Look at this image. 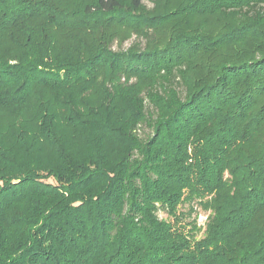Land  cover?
<instances>
[{
    "label": "trees",
    "instance_id": "16d2710c",
    "mask_svg": "<svg viewBox=\"0 0 264 264\" xmlns=\"http://www.w3.org/2000/svg\"><path fill=\"white\" fill-rule=\"evenodd\" d=\"M0 264H264V0H0Z\"/></svg>",
    "mask_w": 264,
    "mask_h": 264
},
{
    "label": "rangeland",
    "instance_id": "374dc122",
    "mask_svg": "<svg viewBox=\"0 0 264 264\" xmlns=\"http://www.w3.org/2000/svg\"><path fill=\"white\" fill-rule=\"evenodd\" d=\"M149 5V4H148ZM134 41V39H132L131 41L129 42H126L124 45H123V48H127L128 46H130V44ZM114 48H116V46H114ZM180 90V89H179ZM143 131L144 134L148 133L147 129H143L141 130ZM196 208V207H195ZM187 209V206H184V209L183 210H186ZM197 216V224L202 226L205 221H206V214L204 212H202L198 207L196 208V213L195 214H192V217L194 216ZM159 216L161 218H164L165 215L164 214H159Z\"/></svg>",
    "mask_w": 264,
    "mask_h": 264
}]
</instances>
